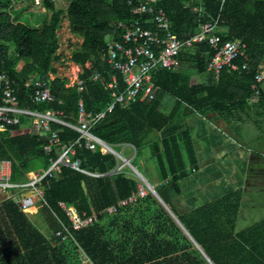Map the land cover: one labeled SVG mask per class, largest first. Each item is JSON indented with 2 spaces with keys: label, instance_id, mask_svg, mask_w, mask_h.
<instances>
[{
  "label": "trees",
  "instance_id": "16d2710c",
  "mask_svg": "<svg viewBox=\"0 0 264 264\" xmlns=\"http://www.w3.org/2000/svg\"><path fill=\"white\" fill-rule=\"evenodd\" d=\"M20 1L0 0V75L15 83L18 105L41 113H61V118L71 124L77 123L79 101L88 113L103 111L111 101L112 90L94 81L93 76L100 75L109 83L116 75L119 89H123L120 76L105 63V41L118 39L117 23L131 19L126 0H65L70 31L82 39L70 59L81 70L78 81L82 90L67 87L66 80L56 77L50 83L55 102L41 105L30 100L32 84L56 75L53 64L60 59L56 55V32L64 11L55 0H39L37 5L50 16L34 25L28 19L15 18ZM158 5L178 37L188 38L200 24L219 18L224 40H242L249 54L248 71L226 68L215 78L206 71L213 51L206 43H194L181 54L179 69L153 75L154 100L116 107L93 128L112 147L122 143L136 148L134 167L138 168L139 157L148 151L160 183L155 190L190 238L152 194L114 215L105 212L137 190L139 180L129 171L96 178L62 168L44 188L41 206L42 213L47 214V225L43 229L32 224L13 201L0 206V264H82V257L88 260L85 264H209L208 260L212 264H264V243L256 247L251 244L249 231H235L241 206L238 192L184 214L178 213L166 193L172 188L180 195L189 168L196 166L186 117L216 113L236 127L245 121L243 116L250 118L253 109L260 111L258 118H264V94L253 103L251 90L264 65V0H161ZM141 22L144 28L155 29L154 24ZM27 84L31 87L26 88ZM169 98L174 105L166 113L162 106ZM51 129L58 130L61 143L78 137V132L59 124H51ZM152 133H160L157 140L151 138ZM46 141L47 133L32 134L25 118L19 126L0 130V161H10L12 182L26 181L28 173L46 169L50 157L56 158L55 151L50 157L45 155ZM76 158L81 168L92 174L108 173L117 167L116 159L98 148L92 151L79 147ZM59 202L73 206L82 216L95 213L96 219L63 239L57 233L63 226L70 228L71 223ZM257 237L261 239L262 235L258 233Z\"/></svg>",
  "mask_w": 264,
  "mask_h": 264
},
{
  "label": "built area",
  "instance_id": "2783aa9c",
  "mask_svg": "<svg viewBox=\"0 0 264 264\" xmlns=\"http://www.w3.org/2000/svg\"><path fill=\"white\" fill-rule=\"evenodd\" d=\"M161 0H126L131 19L119 21V38H108L105 41V63L113 72L121 78L123 89H119V81L116 75L106 83L100 75L93 76L94 81L100 82L104 87L111 89V101L106 104L103 111L92 114L85 111L82 102L79 101L78 118L76 124H71L61 118V113L45 112L21 108L15 83L6 75H0V130L5 126H19L22 119L29 121L32 134L41 135L47 133V141L43 144L46 156H51L55 151L56 158L50 157L49 166L28 174L24 182H12L10 179V163L0 161V191L8 193L9 200L13 201L21 211L32 208L38 202H44V188L49 179L60 173L62 168H68L75 172L90 177H105L121 172L125 166H131L121 152L115 150L109 143L99 138L93 128L102 121L106 115L112 113L116 107L127 108L137 102L154 100L156 87L153 83V75L161 70L175 71L180 68V56L183 52L193 47L194 43H206L213 51L206 71L218 78L226 68L234 71L249 70V54L245 42L241 40H224L219 34V18L199 25L197 31L190 37L182 39L170 29V21L163 8L158 4ZM39 2V1H38ZM155 25V29H146L142 22ZM243 61V63H239ZM49 75V79L37 80L32 84L30 100L34 105L51 104L55 102L51 94L50 83L56 78ZM78 91L82 90L81 82H77ZM30 88V84L25 86ZM74 87V86H73ZM253 98L258 99L264 94V68L255 76L251 87ZM51 124H59L78 132V137L71 142L61 143L58 130L51 129ZM79 147L101 153H111L122 165L105 174H92L81 168L80 161L75 157ZM138 190L116 205L106 208L109 215L116 214L119 209L135 204L153 193L155 188L144 178ZM27 194V195H26ZM59 207L70 221V228L64 227L57 236L63 239L72 236L73 231H80L96 219V214L83 216L73 206H67L62 202Z\"/></svg>",
  "mask_w": 264,
  "mask_h": 264
},
{
  "label": "crops",
  "instance_id": "0c3cea01",
  "mask_svg": "<svg viewBox=\"0 0 264 264\" xmlns=\"http://www.w3.org/2000/svg\"><path fill=\"white\" fill-rule=\"evenodd\" d=\"M261 68H264V65ZM170 100L173 99L169 98L164 102L167 109L165 106L162 108L168 110L166 113L174 105V100ZM252 101L256 103L258 99ZM253 110L250 112V118L243 116L245 121L240 122L237 127L236 125H230L216 113L206 115L194 113L186 117L185 123L191 137L196 166L189 168L190 174L181 183L180 195L176 194L172 188L167 189L166 193L178 213L184 214L197 207L238 192L241 197V206L235 224V231L237 233L249 231L251 244L257 247L259 242L264 243V118H258V115H261L260 111ZM158 136H160V133L151 134V138L154 140H157ZM118 146H124V148L132 147L136 155L137 150L133 146L122 143L118 144ZM119 152L123 155V150ZM134 157L128 159L125 156V159L132 165ZM6 163L5 166H9L10 161H6ZM116 165V168H118L122 165V162L117 161ZM135 168L140 173L135 172V176L139 180L138 190L139 185L142 183L141 177L146 181L147 178L137 167ZM38 170L42 169H37L33 172ZM150 184L156 189V186L160 184L158 176L155 177L154 183ZM149 194L155 196L153 193ZM8 196V193L0 191V206L9 199ZM182 206H185L186 209ZM167 211L170 216L173 214L169 209ZM21 212L39 229H43L44 225H47V214L42 213L41 202ZM38 213H41L43 218H39V224L36 225L31 220V217ZM258 233L262 235L261 239L257 237ZM87 261L84 258L83 262Z\"/></svg>",
  "mask_w": 264,
  "mask_h": 264
},
{
  "label": "rangeland",
  "instance_id": "374dc122",
  "mask_svg": "<svg viewBox=\"0 0 264 264\" xmlns=\"http://www.w3.org/2000/svg\"><path fill=\"white\" fill-rule=\"evenodd\" d=\"M35 1H36L35 5L33 4L32 0H21L20 2L16 3V7L14 11L15 16H16L15 18L17 20L28 19L34 25H38L44 19L48 18L50 16V13L46 12L45 10L40 8V6L37 5L39 4L38 2L39 0H35ZM55 4L57 5V7L60 6L64 12L62 15L60 27L56 32L57 40H58V50H57L56 55L59 56L60 59L58 62L53 64V68L56 71L55 77L62 79V80H66L67 87H73L77 85L78 76L81 73V70L79 67L75 66L70 61V59H71L72 53L77 51L80 48L82 39L70 31L69 24L67 21V16L65 13L67 2L65 0H55ZM193 78L199 79L198 76H194ZM170 101H173V100H170ZM163 106L166 107V105H163ZM166 109H165V112L168 111ZM113 148L117 151L123 150V155L126 156V158L128 159H132L135 155V150L132 147L124 148V146H113ZM138 160H139L138 168L140 169V171L147 178L148 182L154 183L155 177L157 176L156 165L154 161L148 155V151H145L143 157H139ZM124 169L135 175V171L131 169L129 166H125ZM182 207H185V206H182ZM179 210H181V208H179ZM39 218H43L41 213L32 215L31 220L37 225L39 224ZM83 261H84V258L82 257L81 262L82 264H85L86 262H83Z\"/></svg>",
  "mask_w": 264,
  "mask_h": 264
},
{
  "label": "water",
  "instance_id": "95a60500",
  "mask_svg": "<svg viewBox=\"0 0 264 264\" xmlns=\"http://www.w3.org/2000/svg\"><path fill=\"white\" fill-rule=\"evenodd\" d=\"M129 164H130V162H129ZM131 165V164H130ZM135 172H137V173H139V171H137V169L135 168V167H133L132 165L130 166ZM140 174V173H139ZM154 194H155V196L159 199V201L167 208V210H168V207L166 206V204L162 201V199L160 198V196L157 194V192L156 191H154ZM171 216H172V218L174 219V221L179 225V227L182 229V231H183V233L187 236V237H189L190 238V236H189V234L186 232V230L182 227V225L179 223V221L176 219V217L173 215V214H171ZM196 248L199 250V251H201L200 250V248L198 247V246H196ZM202 253V252H201ZM203 254V253H202ZM204 255V254H203ZM205 258H206V256H204ZM207 259V258H206ZM208 260V259H207ZM208 262H209V264H212L209 260H208Z\"/></svg>",
  "mask_w": 264,
  "mask_h": 264
},
{
  "label": "bare ground",
  "instance_id": "6f19581e",
  "mask_svg": "<svg viewBox=\"0 0 264 264\" xmlns=\"http://www.w3.org/2000/svg\"><path fill=\"white\" fill-rule=\"evenodd\" d=\"M27 195V194H26Z\"/></svg>",
  "mask_w": 264,
  "mask_h": 264
}]
</instances>
